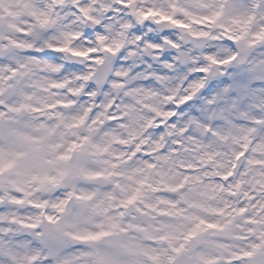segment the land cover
Instances as JSON below:
<instances>
[{"label":"clouds","instance_id":"9594fccd","mask_svg":"<svg viewBox=\"0 0 264 264\" xmlns=\"http://www.w3.org/2000/svg\"><path fill=\"white\" fill-rule=\"evenodd\" d=\"M0 264H264V0H0Z\"/></svg>","mask_w":264,"mask_h":264}]
</instances>
